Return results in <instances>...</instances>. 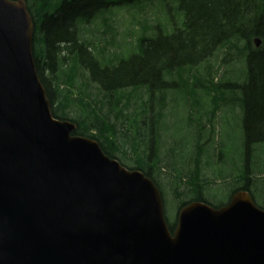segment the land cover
<instances>
[{
	"label": "trees",
	"instance_id": "16d2710c",
	"mask_svg": "<svg viewBox=\"0 0 264 264\" xmlns=\"http://www.w3.org/2000/svg\"><path fill=\"white\" fill-rule=\"evenodd\" d=\"M157 2L27 0L35 26L36 69L53 116L75 124L74 135L96 141L109 158L150 178L165 207L163 175L173 199L182 201L179 211L193 202L212 206L206 193L215 184L212 176L223 170L214 172L216 153L204 150L201 127L190 133L193 151L179 165L178 149L163 140L162 122L170 89L184 91L187 105L200 101L202 88L194 86L200 70L210 75L203 88L206 98L217 104L212 74L223 71L234 56L244 64L243 73L233 80L238 86L234 97L230 100L224 91L222 101L243 111L246 156L229 151V161L220 167L231 170L236 183L231 198L240 190L259 198L253 188L264 187V0H163L161 9ZM121 11L130 15L124 33L123 23L117 27ZM128 43L135 50L125 52ZM220 54V61L212 63ZM200 105L203 115L206 100Z\"/></svg>",
	"mask_w": 264,
	"mask_h": 264
},
{
	"label": "water",
	"instance_id": "95a60500",
	"mask_svg": "<svg viewBox=\"0 0 264 264\" xmlns=\"http://www.w3.org/2000/svg\"><path fill=\"white\" fill-rule=\"evenodd\" d=\"M34 35L27 1L0 0V264H264L249 193L188 204L172 233L150 178L56 119Z\"/></svg>",
	"mask_w": 264,
	"mask_h": 264
},
{
	"label": "rangeland",
	"instance_id": "374dc122",
	"mask_svg": "<svg viewBox=\"0 0 264 264\" xmlns=\"http://www.w3.org/2000/svg\"><path fill=\"white\" fill-rule=\"evenodd\" d=\"M163 0H158L156 3V8L161 9ZM171 11L173 14L176 12V6L171 5ZM119 23L123 26L120 29V32H126L129 29V20L130 15L123 11L118 14ZM138 28V26H135ZM125 52L135 50L134 46L131 43L124 45ZM114 53V51L112 50ZM113 53H110L113 55ZM109 56V54H108ZM222 57V54L217 59H213L212 63L219 62ZM245 61V59H244ZM243 63L240 64L237 58L231 56L227 59V64L225 69L220 72H214L212 74V79L214 80L213 84L214 97L217 99V104L214 102L213 97L209 102L206 98L203 88H206L211 81L207 78L210 77L205 70L199 71V77L194 80L197 83H194L197 89H200L197 97L200 101L191 100L192 105H187L184 101L185 93L178 89H170V95L168 97L169 102L167 103V108L165 110V118L162 122V127L164 129L163 140L167 142L166 146H169L171 149H178L179 153L177 155V160L175 162L179 165L184 163L183 157L191 154L194 146V138L190 135L193 134V131L197 130V127H201L203 131V148L204 150L216 153L217 163L219 164L216 169H213L214 172L223 170V173L219 175L212 176L215 178V184L208 189L206 193V198L215 208L221 207L228 203V200L231 198V195L235 192L236 183L234 182L233 175L230 174L231 170L221 169V164L225 161H229L230 152L234 153L241 159H245L246 156V147H245V136L243 130V111L241 109L238 111L237 108H233V104L227 106L223 103V98L227 94L223 93L224 91L230 92V100L234 97L233 92L236 91L237 85L233 82L235 76H240L243 73ZM182 96V98H181ZM233 96V97H232ZM206 100V106L204 108L205 114H201L202 107L201 102ZM156 108V104L154 102ZM192 108V109H191ZM217 110V115L214 117L212 113ZM204 118H202V116ZM214 117V118H213ZM203 121V122H202ZM198 131V130H197ZM197 136V135H196ZM230 151V152H229ZM205 165L209 166L210 163L207 160L203 161ZM127 163V162H126ZM169 163V162H168ZM173 163V160L171 161ZM127 167H132L129 163L126 164ZM130 169V168H129ZM206 178L210 177L209 171L206 170ZM161 183L164 186V195L166 197V218L169 225L173 226L176 223L179 210L181 207V202L173 199L172 197V186L167 184L169 181L168 176H161ZM264 188V187H263ZM253 188L256 194H260L259 198H255V203L260 206L264 200V189ZM264 205V202L262 203Z\"/></svg>",
	"mask_w": 264,
	"mask_h": 264
},
{
	"label": "flooded vegetation",
	"instance_id": "af4514ba",
	"mask_svg": "<svg viewBox=\"0 0 264 264\" xmlns=\"http://www.w3.org/2000/svg\"><path fill=\"white\" fill-rule=\"evenodd\" d=\"M174 231V230H173ZM173 231L171 230V232L173 233Z\"/></svg>",
	"mask_w": 264,
	"mask_h": 264
}]
</instances>
